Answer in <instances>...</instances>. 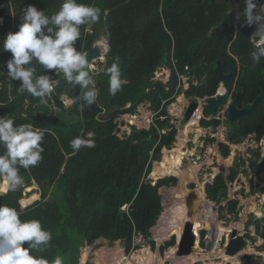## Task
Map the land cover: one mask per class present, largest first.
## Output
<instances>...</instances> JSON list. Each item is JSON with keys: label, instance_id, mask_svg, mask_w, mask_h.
Segmentation results:
<instances>
[{"label": "trees", "instance_id": "1", "mask_svg": "<svg viewBox=\"0 0 264 264\" xmlns=\"http://www.w3.org/2000/svg\"><path fill=\"white\" fill-rule=\"evenodd\" d=\"M80 2L98 6L102 12L98 23L81 26V38L75 42L77 50L85 53L102 35L108 45L105 68L94 75L98 98L93 105L89 107L83 101L79 86L73 87L62 74L43 70L39 65L38 72L51 75L56 92L71 99L72 104L55 107L50 95L37 100L22 93L18 91L20 82L8 77L0 61V116L14 118L16 124L31 123L46 130L42 161L28 170L20 169L23 186L14 192L0 193V205L21 211L22 220L39 219L51 231L50 245L41 246L34 255L49 261L61 256L68 264H81L82 247L101 237L110 239L111 244L121 240L130 254L140 248L134 246V236L142 234L151 248L156 249L151 229L164 209L160 188L176 186L178 177L169 175L154 182L148 176L153 163L161 160L162 149L172 147L176 139L177 125L168 106L179 95L185 94L191 100L215 96L221 83L216 73L218 64L223 73L232 76V96L244 91L239 106L264 93V59L259 63L253 59L255 25L243 23L244 0H126V7L117 0ZM62 3L63 0H0V58L2 41L9 32L18 31L25 8L34 5L51 15ZM174 44L181 50L172 52ZM164 57L171 70L167 82L155 78ZM117 58L122 79L127 82L112 95L106 69ZM180 75L189 77L187 89L177 88ZM143 103H149L154 114L150 127L132 125L130 133L119 136L117 118L136 114ZM204 114L206 118L200 120L203 127L216 128L222 122L230 126L227 137L231 143H241L250 135L260 143L264 137V104L239 122L229 121L227 111L223 121L218 117L208 119L207 107ZM199 115L200 109L190 124L196 123ZM78 135L91 138L95 146L74 151L70 141ZM206 141L214 142L215 138L208 137ZM229 145L219 144L225 158L230 156ZM3 152L0 148V154ZM252 152L249 162L237 157L228 175L220 172L205 185L207 198L221 204L218 209L221 220L240 218L239 200L229 197V182H234L240 172L247 176L253 173L261 179L262 153L259 148ZM35 183L41 188L42 200L23 208L24 191ZM256 187L264 191L259 183ZM37 198L38 194L26 202ZM38 204H42V210L37 208ZM45 209H56V218L46 214ZM251 225L255 226L256 235L264 239V216L251 214L247 230ZM206 234V230L201 231L203 247ZM245 236L252 241L257 237L250 230ZM176 243L177 237L172 235L159 250L164 253ZM261 248L264 249V242ZM256 258L254 253L244 256L246 264Z\"/></svg>", "mask_w": 264, "mask_h": 264}, {"label": "clouds", "instance_id": "2", "mask_svg": "<svg viewBox=\"0 0 264 264\" xmlns=\"http://www.w3.org/2000/svg\"><path fill=\"white\" fill-rule=\"evenodd\" d=\"M101 12L98 6L80 0H63L60 9L51 15L34 5L25 8L18 31L9 32L2 41V51L12 54L7 62V75L20 82L18 91L39 99L53 93L55 80L44 71L38 72L39 65L43 70L62 74L73 87L79 86L83 101L89 107L93 105L97 101L98 90L92 65L88 55L77 50L75 42L81 38V26L98 23ZM242 16L244 25H256L253 33L259 40L253 39V59L259 63L264 59V5L258 4V0H244ZM98 42L104 45L106 53L108 45L101 40ZM106 74L109 92L116 95L127 82L122 79L118 58L106 69ZM61 97L66 101V96ZM45 134L46 130L41 127L31 123L16 124L14 118L0 116V148L4 149L0 154V180L3 181L4 192H14L23 186L24 177L20 169L28 170L42 161ZM94 146V141L84 135L70 141L74 151ZM21 215L22 212L15 207L0 205V264H64L61 256L49 261L33 254L41 250V246L50 245L52 233L42 226L39 219L22 220ZM25 242H28L27 247Z\"/></svg>", "mask_w": 264, "mask_h": 264}, {"label": "rangeland", "instance_id": "3", "mask_svg": "<svg viewBox=\"0 0 264 264\" xmlns=\"http://www.w3.org/2000/svg\"><path fill=\"white\" fill-rule=\"evenodd\" d=\"M116 1V0H115ZM122 3V6H127L126 0H117L118 3ZM115 5V3L113 2ZM258 4L264 5V0H259ZM124 7V8H125ZM256 30V25H255ZM102 35V34H101ZM101 41L106 43L105 37L101 36ZM255 44V43H254ZM181 48L176 47L174 44L172 47V52H175ZM1 61V60H0ZM106 65V53L101 59L93 62L92 71L94 75L98 74L99 70H103ZM163 66L158 70V76L164 82L170 78L171 70L169 69L167 63L162 64ZM97 72V73H96ZM96 83V82H95ZM187 84L184 82V88ZM220 87V86H219ZM219 89V88H218ZM68 101V102H67ZM191 98H187L185 94H181L176 98V101L168 106V112L172 117V121L177 125V134L176 139L172 147L168 148L169 150H173L175 147L179 148V150L183 153V160L181 165V171L178 175V184L172 187H161L160 193L162 195L163 200V213L159 217L155 226L152 227L151 233L152 238L156 241L157 247L156 249H152L147 239L140 244V249L144 246L148 247L151 251L150 253L144 255L143 259H145L148 255L157 256V260H155L152 264H227V262H232L233 260L229 259L226 260V256L232 257L226 254L225 245L228 244L229 236L231 234V230L233 228H238L239 232L246 234L248 230L251 231L253 236H257L254 241L248 239V248L242 250L238 254L234 255L241 264H246L244 256L247 254H256L257 258L256 261L250 264H264V249H262V245L264 239L256 235L255 226L251 225L250 228L247 230L246 224L249 220L251 214H255L257 216H261L263 213L260 211L261 206L264 204V191L260 189H254L255 184L259 183L260 188H264V170L261 172L260 176L261 179L255 176L253 173L247 176L244 172H240L235 179L234 182H229V197L230 198H237L239 200V206L241 207L240 218L237 221H226L219 219V206L221 204H217L214 201H209V204L212 206L211 212V219H207L205 223H202L199 230L198 227V241H196V250L191 253L190 255L180 256L177 254V245L174 247L176 248V252L173 254L170 252L171 248L167 249L164 253L159 250L160 245L164 244L168 239L172 237V235H176L177 233L175 230L181 227V231L183 232V227L188 220V208L186 202H184V194L188 190V194L186 199L189 195L190 190L195 189L198 190L199 194L206 197L205 195V185L206 183L212 181L214 177L220 173L224 172L226 175L229 174V167H231L234 163V160L237 157H242L249 162V158H252L253 152L252 150L260 149L262 153V158L264 157V137L262 138L260 143H257L256 140L253 138L252 135L248 136L244 139L241 143L235 144L228 141L227 134L229 132V125L222 122L218 127H203L201 126L200 120L197 119L196 123L190 124L185 126L184 129L179 128V124L184 116V112L190 103ZM72 104V100L68 97L66 98V105L68 107ZM53 110H55L53 108ZM198 111V110H197ZM196 111V113H197ZM201 108H200V115L199 117L202 118L205 114L202 112L203 116H201ZM39 113V112H38ZM37 113V114H38ZM195 113V114H196ZM194 114V115H195ZM193 115V117H194ZM130 116H136L135 122L132 123L136 125L138 128H149L151 122L153 120V112L149 109V103H143L138 106V110L136 114H124L121 117H118L117 120L119 121L120 133L119 136H123L125 133H130L131 128L127 125L131 119ZM222 121L226 118V108L220 110L217 115ZM187 125V124H186ZM187 129V131H186ZM199 129V131H198ZM208 137H214V142H207L206 140ZM183 139V140H182ZM220 142H225L230 144L231 152L230 156L225 158L221 150L219 148ZM166 149H162V158L163 159ZM185 154V155H184ZM160 160V161H161ZM159 161H155L153 163L154 166ZM264 168V165H263ZM169 176V175H166ZM152 178L154 181L158 179V177H154L152 172L148 176ZM252 179V181H251ZM194 185V187H193ZM0 193L3 191V181L0 180ZM33 189L38 190V192L33 191ZM4 193V191H3ZM38 194L37 199H32V201L26 202L27 198H33L34 195ZM180 195V196H179ZM52 198V197H51ZM42 200L41 198V188L39 184L35 183L33 186L27 187L24 191V196L21 199V204L23 208H28L30 205H33L36 201ZM201 200H195V203H199ZM223 205L225 202L222 203ZM186 206V210L184 206ZM42 204H38L37 208H41ZM197 206V204H196ZM204 209V206H203ZM202 208L195 213L197 215L200 211L203 210ZM44 212L50 215L53 218H56V209H45ZM194 215V216H195ZM193 216V217H194ZM190 218V217H189ZM161 220L164 221L165 229L160 231L159 229L161 226ZM158 225V227H156ZM178 226V227H177ZM156 227V228H155ZM224 230V234L222 238L219 240V247L216 251H207L206 246L212 236L213 230ZM206 230L207 234L205 236V247L201 245V231ZM181 232V234H182ZM212 232V233H211ZM177 237L178 240L181 237ZM100 242H105L103 246L96 249V252L93 251V248L96 244ZM87 248V257L85 259L82 258L83 250ZM138 249V250H140ZM137 249L127 254L123 242L118 240L111 244L108 243L104 238L98 239L94 244L87 245L82 247L79 261L80 263H84L88 258H92L96 264H120L118 263L123 256L126 259H134L132 255H135ZM170 253H169V252ZM121 255V256H120ZM195 255V257H194ZM119 259V261H118ZM64 260V259H63ZM122 260V259H121ZM236 260V261H237ZM64 264H68L67 261L64 260ZM132 264H144L139 259H134Z\"/></svg>", "mask_w": 264, "mask_h": 264}, {"label": "water", "instance_id": "4", "mask_svg": "<svg viewBox=\"0 0 264 264\" xmlns=\"http://www.w3.org/2000/svg\"><path fill=\"white\" fill-rule=\"evenodd\" d=\"M255 32L256 30L254 31V33ZM254 33L252 34V41L253 39L258 41L259 37H254ZM253 43L255 42L253 41ZM103 46L104 45L101 44L100 42H97V43L94 42L93 46L85 52L88 55L91 65H93L94 61H97L98 59H101L104 56L105 49L103 48ZM11 58H12V54L10 51H3L0 60H1V64L6 73L8 72L7 62ZM113 61L114 59L111 60V64L113 63ZM166 63H167V57H164L162 64H166ZM216 73L219 79L221 80L220 87L221 86L223 87V91L219 92V89H218L216 96L191 100L179 124L180 129L185 128L186 124L190 121V119L193 117L196 111L200 108L202 112H204L205 107H207L210 110V117L212 118L216 117L218 110H222L223 108H226L227 117L229 121L239 122L240 120L244 118H249L260 105L264 104V93H263V94L257 95V97L254 99L253 102L248 103L244 101L242 106H239V103L243 99L244 91H242L237 96L232 97V94H231V77L232 76L231 74L223 73L219 64L216 68ZM50 97L55 107L63 108L65 106L66 104L65 99L62 98L56 92L55 88H54L53 93L50 95ZM36 99L42 100L39 98H36ZM127 125L131 128L133 124L131 122H128ZM260 164L263 167L264 157L262 158ZM1 193H3V191H1ZM197 198H198V193H197L196 188L190 190L189 195L186 199V205L188 208L187 214L189 217H193L195 213H197L201 208H203L204 204H197L196 206L195 200H197ZM206 200H209V199L206 198ZM260 211L263 213L260 217H263L264 216V204L261 206ZM219 237H220V232L218 229L217 230L215 229L206 246L207 251L212 252L218 249L219 240H220ZM105 240L108 243L110 242V239L108 238H105ZM196 241H197V235L194 231V222L188 219L186 220L184 224L183 232L177 243V254L180 256H184V255H190L191 253H193L197 249ZM248 241L249 240L245 236L244 233L239 232L238 228H233L229 236L228 244H226L224 247L226 254L231 255V256L238 254L242 250L248 248L249 246ZM103 244H105V242H100L96 244L95 247L93 248V251L96 252V249L103 246ZM82 264H96V262L92 258H88ZM227 264H232V262H227Z\"/></svg>", "mask_w": 264, "mask_h": 264}, {"label": "bare ground", "instance_id": "5", "mask_svg": "<svg viewBox=\"0 0 264 264\" xmlns=\"http://www.w3.org/2000/svg\"><path fill=\"white\" fill-rule=\"evenodd\" d=\"M101 43V42H100ZM68 102V101H67ZM201 116H203L202 112H201ZM135 117L136 116H130L129 119L130 122L134 123L135 122ZM192 119V118H191ZM191 119L190 121L187 123V127L188 125L190 124L191 122ZM200 120V117L198 118ZM187 131V129H186ZM199 131V129H198ZM200 132V131H199ZM183 140V139H182ZM167 151L163 157V159L159 162H157V164L154 166V169L152 170V175L154 177H158V178H161V177H164L166 175H178L179 172L181 171V165H182V160H183V153L179 150V148L175 147L173 150H169L168 148L164 147ZM185 155V154H184ZM199 193V192H198ZM205 193V192H204ZM188 194V193H187ZM187 194H185L184 196V199H185V202H186V196ZM180 196V195H179ZM197 199H200L201 201L199 203H196V204H204V209L202 211H200L197 215H195L194 217H190L191 220L194 222V221H199V222H195L194 223V231L196 233V235L199 234L198 232V227H200L202 225V223H205L206 222V219L209 218V220L211 219V212H212V206L209 204V201L205 200L203 197L199 196L198 194V198ZM161 226H160V229H159V233L160 231L164 230L165 227V223L164 221L161 220ZM158 227V225L156 226ZM155 227V228H156ZM178 227V226H177ZM181 227L180 228H177L175 230V232L177 233L178 237L180 236L181 234ZM199 236V235H198ZM198 236H197V241H198ZM197 244V243H196ZM170 250V249H169ZM87 248H85L83 250V253H82V258L85 259L87 257ZM151 251L149 250L148 247L144 246L142 247L140 250H137L135 255H132V257L135 259H139L140 261H142V263L144 264H152L155 260H157V256L154 255V252L153 255H148L145 259H143L144 255L150 253ZM169 252V251H168ZM170 252L173 254L174 252H176V248L175 247H172ZM169 252V253H170ZM228 255V254H227ZM121 256V255H120ZM231 256V255H230ZM195 257V255H194ZM122 259V260H121ZM120 261L118 259V263L120 264H132V261L134 259H125V257L123 256L122 254V257H121ZM229 259H232L233 260V264H241L240 261L237 260L236 257H228L226 256V260H229ZM237 260V261H236ZM160 264V263H159Z\"/></svg>", "mask_w": 264, "mask_h": 264}, {"label": "built area", "instance_id": "6", "mask_svg": "<svg viewBox=\"0 0 264 264\" xmlns=\"http://www.w3.org/2000/svg\"><path fill=\"white\" fill-rule=\"evenodd\" d=\"M172 61H173V63H175L174 57H172ZM157 74H158V72L156 73L155 78L160 79V76H158ZM184 82L187 84V86L185 88H184ZM189 84H190L189 77L184 76V75H180V81H179L177 88L183 86L184 89H187L189 87ZM143 242H144L143 235L138 234L137 236H135L134 245H138V244H141Z\"/></svg>", "mask_w": 264, "mask_h": 264}, {"label": "crops", "instance_id": "7", "mask_svg": "<svg viewBox=\"0 0 264 264\" xmlns=\"http://www.w3.org/2000/svg\"><path fill=\"white\" fill-rule=\"evenodd\" d=\"M223 91V87L221 86L220 88H219V92H222ZM208 119H212V117H207ZM215 118V117H214ZM188 193V190L186 191V193L185 194H187ZM197 193H198V190H197ZM185 194L183 195V196H185ZM199 194V193H198ZM206 195V194H205ZM199 196H201L200 194H199ZM201 197H203V196H201ZM204 198V197H203ZM205 200H206V197L204 198ZM208 201V200H207ZM162 202H163V200H162ZM184 202H185V199H184ZM184 206V205H183ZM184 208H185V210H186V206H184ZM187 211V210H186ZM161 216V215H160ZM188 219H190L191 220V218H189L188 217ZM208 219V218H207ZM207 219H206V221H207ZM195 222H199V221H194V223ZM212 233V232H211ZM177 235V234H176Z\"/></svg>", "mask_w": 264, "mask_h": 264}, {"label": "flooded vegetation", "instance_id": "8", "mask_svg": "<svg viewBox=\"0 0 264 264\" xmlns=\"http://www.w3.org/2000/svg\"><path fill=\"white\" fill-rule=\"evenodd\" d=\"M96 42H98V41H96ZM233 97V96H232ZM219 111H217V113H218ZM217 115V114H216ZM202 227H199V230L201 229ZM212 232H214V230L212 231ZM219 232H220V235H222L223 236V234H224V230L223 229H220L219 230ZM219 239H220V237H219Z\"/></svg>", "mask_w": 264, "mask_h": 264}]
</instances>
